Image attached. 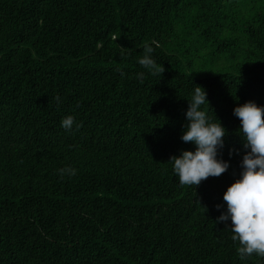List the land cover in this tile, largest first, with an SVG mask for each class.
<instances>
[{
	"label": "trees",
	"instance_id": "16d2710c",
	"mask_svg": "<svg viewBox=\"0 0 264 264\" xmlns=\"http://www.w3.org/2000/svg\"><path fill=\"white\" fill-rule=\"evenodd\" d=\"M196 85L230 167L193 191L169 158L194 150ZM247 101L264 106V0H0V264H264L215 223Z\"/></svg>",
	"mask_w": 264,
	"mask_h": 264
},
{
	"label": "clouds",
	"instance_id": "9594fccd",
	"mask_svg": "<svg viewBox=\"0 0 264 264\" xmlns=\"http://www.w3.org/2000/svg\"><path fill=\"white\" fill-rule=\"evenodd\" d=\"M153 51V47L145 46L144 54L137 62L147 72L161 75L164 68L153 59ZM120 75L124 76V73ZM144 75V72H140L137 78L142 81ZM55 99L59 103L61 98ZM186 101V124L180 139L194 145V150H182L178 156H171L169 161L179 184L189 186L194 191L202 181L225 173L230 163L218 155L224 147L227 131L216 116L218 123L212 122L205 110L204 106L210 107L207 91L196 85ZM233 115L239 119V132L246 151L240 160L239 178L222 195L226 209L215 223L230 222L231 238L238 242V256L244 260L253 254L264 257V106L247 101L237 104L233 108ZM74 123V117L68 115L61 120L60 126L70 131ZM233 152L240 154L238 150H230V158ZM58 174L63 179L76 175V170L63 167L58 169ZM216 207L220 209V205Z\"/></svg>",
	"mask_w": 264,
	"mask_h": 264
}]
</instances>
